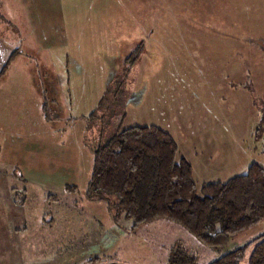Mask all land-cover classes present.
<instances>
[{"label": "rangeland", "instance_id": "374dc122", "mask_svg": "<svg viewBox=\"0 0 264 264\" xmlns=\"http://www.w3.org/2000/svg\"><path fill=\"white\" fill-rule=\"evenodd\" d=\"M19 3L0 0V36L2 17L15 26L29 21ZM151 11L156 28L176 37L143 42L129 54L106 56L105 41L60 35L12 41L7 76L0 67V264H171L177 248L193 264L219 256L171 222L132 231L107 199L89 197L91 115L125 80L122 129L170 134L199 189L244 175L252 163L264 167V0H155ZM109 12L126 19L142 10ZM75 13L90 19L87 31L103 30L88 6ZM51 45L59 68L45 49ZM23 225L18 235L11 228ZM262 233L264 220L233 236L222 253Z\"/></svg>", "mask_w": 264, "mask_h": 264}, {"label": "trees", "instance_id": "16d2710c", "mask_svg": "<svg viewBox=\"0 0 264 264\" xmlns=\"http://www.w3.org/2000/svg\"><path fill=\"white\" fill-rule=\"evenodd\" d=\"M10 60L1 69L4 73ZM124 84L122 80L91 115L94 165L89 197L107 199L117 221L124 215L132 231L157 221L183 227L219 252L208 264H264V233L222 253L233 236L264 220V167L252 163L244 175L199 189L192 166L178 160V146L170 134L156 127L122 129L124 99L120 101L119 93ZM170 259L171 264L195 261L183 248L174 249Z\"/></svg>", "mask_w": 264, "mask_h": 264}, {"label": "crops", "instance_id": "0c3cea01", "mask_svg": "<svg viewBox=\"0 0 264 264\" xmlns=\"http://www.w3.org/2000/svg\"><path fill=\"white\" fill-rule=\"evenodd\" d=\"M114 3H119L120 8H117ZM19 4L20 7L29 11V21L27 22L29 28L25 27L27 23L23 19L18 23L19 25L15 26L10 20L2 17L4 26L0 36V67L2 65L4 67L5 62L11 58L12 41H45L48 40V36L53 38V41H57L58 35L69 42V39L105 41L107 42V44L103 43L105 55L116 56L124 50L129 54V51L136 50L143 42L146 44L156 40H171L172 36L176 37L175 34H171V29L156 28L155 19H149L151 10L155 8V0H20ZM82 5L89 7L90 13L94 16H91V23L104 27L102 31H87L86 25L90 19L86 17L83 20L77 19L75 12L81 9ZM129 6L136 10H142L141 16L123 19L109 12V10L128 9ZM86 47L89 48V44ZM56 48H58L57 45L45 47L53 56L54 65L59 68L63 66V60H61L60 53L55 51ZM81 49H74L77 57L82 55ZM9 70L10 67H7L6 76ZM13 227L11 228L16 235L25 232L26 229V226Z\"/></svg>", "mask_w": 264, "mask_h": 264}, {"label": "water", "instance_id": "95a60500", "mask_svg": "<svg viewBox=\"0 0 264 264\" xmlns=\"http://www.w3.org/2000/svg\"><path fill=\"white\" fill-rule=\"evenodd\" d=\"M109 264H117L116 262H113V263H109Z\"/></svg>", "mask_w": 264, "mask_h": 264}]
</instances>
